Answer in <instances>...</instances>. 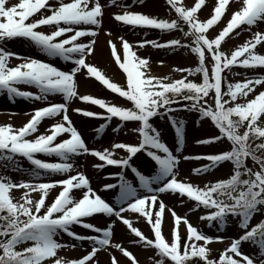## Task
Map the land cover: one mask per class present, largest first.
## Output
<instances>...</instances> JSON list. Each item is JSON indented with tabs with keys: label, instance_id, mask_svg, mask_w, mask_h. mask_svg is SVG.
<instances>
[{
	"label": "snow or ice",
	"instance_id": "6c2138e0",
	"mask_svg": "<svg viewBox=\"0 0 264 264\" xmlns=\"http://www.w3.org/2000/svg\"><path fill=\"white\" fill-rule=\"evenodd\" d=\"M180 2L181 0H166L167 5L175 10L179 20L188 26L184 36H191L194 46L182 44L178 39L165 43L145 39L139 42V47H190L191 52L198 57V66L194 69L178 70L187 71L189 75L201 73L202 82L187 81L186 78L165 82L167 78L146 76L141 69L147 66V60L139 58L133 51V46L121 36L119 40L123 49L122 57L118 45L112 39L107 43L115 63L126 74L127 89H124L112 82L98 67L86 61V57L94 54L93 46L96 40L89 39L87 43L80 41L82 37L97 35L96 31L90 28L77 26L100 27L104 14V6L100 0H59L58 7L50 4L49 0H20L12 6H7V0H0V45L24 38L46 56L59 57L74 65L70 70H61L51 63L32 57H21L0 46V92L7 93L10 99L22 97L40 101L46 100L51 94H60L64 100V103L34 109L31 119L22 127L15 128L12 124L0 125V161L4 162L3 166H15L14 170L21 171L17 157L26 158L32 165L29 172L32 179L28 181L13 182L10 177L0 175V264H46L48 261H51V264H91L98 251L108 246L119 250L131 264H138L131 251L119 243H111L115 221L103 229L84 222L83 218L96 214L114 216L121 221L130 233L138 238L133 239L131 243L155 248L157 255L161 257L156 264H164V258H169L172 264H198L199 261L204 264H257L256 260L241 251L244 242L257 246L260 249V257H264V221L249 228L253 214L264 206V126L260 123L264 120V91H260L245 103L238 102L240 97L255 93L256 86L264 87V76L246 77L242 82L230 83L226 75H223L225 70L231 72L234 66L245 69L264 68V54L256 52L258 45L264 46V32H255L250 40L238 46L230 55L221 50L226 38L233 34L239 35L236 30L242 25H247L250 29L258 22L264 21V0H242L240 9L232 13L226 26L214 38H210L207 32L221 21L231 0H216L212 14L206 21H201L197 16L206 5V0H195L191 7L178 6ZM114 5L125 9L131 7L118 5L117 0H111L109 6ZM45 12L50 14L45 15ZM37 13L40 14L39 18H35ZM113 19L133 28L156 29L162 32L183 30L175 19L169 21L142 12L124 10L115 14ZM41 26H54L55 30L46 34L38 30ZM70 33L71 35H68ZM108 35L111 36V33ZM13 57L23 62L9 66V60ZM208 57L210 68L206 65ZM82 70H86L88 77L94 78L112 93L130 101L132 107L116 106L92 95H80L76 77ZM19 84L34 85L40 94L21 91L16 87ZM210 93H214V107L205 99ZM73 98L106 110L104 115L80 108L73 109L84 117L101 118L105 121L96 129L98 135L108 127L113 118L121 122L112 129L113 132H118L124 122H139V127L132 129L139 133L138 144L120 142L112 145V149L125 150L128 154L126 158H113V152L108 148L89 149L68 115V103ZM182 101L187 102L182 108L172 107ZM182 110L196 111L201 119L210 118L219 130L220 135L199 139L197 144H214L225 138L231 144V149L227 151L206 156H184L183 159L209 161L203 167L193 168V174L206 173L223 162H231L233 171L228 179L206 184L204 188L177 179L180 156L174 154L162 140L161 132L150 121L157 116L161 119L168 117L177 138L178 146L175 151L180 153L184 145L185 121L177 119L172 113ZM61 114L63 122L51 125L46 130L48 134H38L29 139L38 132L42 120ZM242 127L245 130L241 133L239 129ZM62 134H68L69 138L56 142L57 137ZM256 140L260 142L255 143ZM139 153L145 154L154 162V175L142 173L131 163ZM37 154L57 157L59 162H47L37 158ZM83 154L98 158L101 163L94 164V168H121V172L105 177H117L119 182L108 183L101 188V191L105 192L119 189L116 198L118 207L98 194L91 187L89 178L82 172H76L75 175H69L62 180L33 182L54 174L71 173L74 170L73 157ZM249 157L259 165L258 171H253L247 166L246 160ZM125 169L131 170L139 182V187L144 189L146 194L138 192L137 187L126 178ZM57 186L62 190L50 204H46L50 190ZM14 189L25 190L20 201L14 200ZM74 189L82 190L81 198L73 197ZM31 193H39V198L33 199ZM164 193L178 194L182 198L186 196L196 202V208L203 206L215 209L200 219L207 220L210 224L217 222L221 228L226 225L229 215L240 217L239 227L245 230L244 234L231 240L230 246L220 254L218 261L209 259L208 245L214 240H223L224 237L206 235L193 226L187 217H182L174 209L168 208L160 199V195ZM214 195H226L231 203L214 198ZM166 211L171 214L174 222L171 241L162 233ZM125 212L143 217L151 226L154 238H149L135 227L131 219L122 215ZM73 225H79L99 235H79L72 230ZM181 225L186 227V240H182ZM61 232L75 241L91 242V251L80 259L52 260L51 258L57 257L58 249L67 247L55 238ZM111 264H119L117 257H111ZM258 264H264V259H259Z\"/></svg>",
	"mask_w": 264,
	"mask_h": 264
},
{
	"label": "rangeland",
	"instance_id": "374dc122",
	"mask_svg": "<svg viewBox=\"0 0 264 264\" xmlns=\"http://www.w3.org/2000/svg\"><path fill=\"white\" fill-rule=\"evenodd\" d=\"M12 0H7V6H11ZM58 0H52L51 2H55ZM144 0H117V4H123L125 6L131 5L127 9L121 8L119 6H109L111 4V0H100V3L104 6V9H113L110 12L109 22L111 24L119 25L118 28V37L117 39H113V41L118 45V51L123 56V49L119 40V37H124L132 46L133 51H135L136 55L139 58L147 60V66L141 69L142 72L145 73L146 76H155L159 78H167L165 82H174L175 80L191 79L192 81L199 80V83L202 82V74H192L189 75L187 71H179L178 69H194L198 66L199 61L198 57L191 52L190 47L186 48H153L151 45H145L143 48L139 47V42L147 39V40H156L158 43H165L171 39H178L182 44L194 46L192 44L193 38L191 36L185 37L184 32L188 31V26L183 23V21L179 20L175 10L172 9L169 5H167L166 0H156V7L154 11L159 10L157 13H151L147 11H141L144 14H148L160 19H167L169 21L175 19L181 25L182 31L180 29H175L171 32H162L156 29H141V28H133L132 26L123 25L121 22H117L113 19L115 14H120L124 10L133 11L134 5H141ZM153 1V0H146ZM242 0H231V3L226 11L225 15L222 17L221 21L214 25L213 28L209 29L207 35L210 38H214L219 31H221L231 18L233 12L239 10L236 4ZM64 2H69V0H64ZM195 0H181L178 3V6H188L191 7L194 5ZM147 3V2H146ZM216 3V0H206V5L202 7V9L197 13L198 18L201 21H206L212 14L213 7ZM59 6V3H57ZM57 6V7H58ZM50 14V12H45V15ZM39 13L36 14L35 18H39ZM33 18H30V20ZM104 19H101V25L104 24ZM263 22V21H262ZM78 28L84 29H92L96 31L97 35L95 37H82L80 38L81 42L87 43L89 39H95L96 42L98 37L103 36V33H109V31L102 26L96 28L93 25H80ZM38 30L47 33L55 30L54 26H41ZM264 32V22L263 24L258 22L256 25L252 26L249 29V26L242 25L236 32H239V35L233 34L230 38H226V41L222 43V51L226 54L230 55L232 51H234L238 46L242 45L246 41L250 40L255 32ZM147 33V35H145ZM124 34H130L131 36H126ZM68 35H71L68 34ZM0 46L5 47L6 50L19 54L21 57H32L36 58L33 55H39L42 58L37 57L36 59H40L42 61L46 60L49 63H52V59H56L59 63L55 64L56 67L62 68V70H70V68L74 65L64 64L62 67L61 60L58 57H48L46 54L42 53L32 42L24 39L17 38L11 41H8L6 44H2ZM95 46V45H94ZM93 46V47H94ZM256 52L258 54H264V46H257ZM35 55V56H36ZM46 57V58H45ZM45 58V59H44ZM86 61L98 67L112 82L118 84L124 89H127V77L126 74L119 68V66L115 63L114 58L111 55V49L109 45L106 43L105 46V55L101 60H94L93 55L86 57ZM161 61L163 63H161ZM23 62L22 60L16 59L15 57L9 60V66H16L17 64ZM206 65L210 68V57L206 59ZM233 73H237L234 75ZM227 81L230 83L242 82L246 77L253 78L258 76H264V68H253V69H245L242 67L234 66L229 72L225 70ZM77 90L80 95H92L95 98L104 99L107 103L115 104L116 106L121 107H132V103L127 101L125 98L120 97L116 93H112L109 89H107L100 82L96 81L94 78L88 77L86 70H82L81 73L77 74ZM21 91L31 92L34 95H39V90L34 85H25L19 84L16 85ZM224 90H227L226 84L224 85ZM260 91H264V87L256 86L255 93H250L248 97H240L238 102L245 103L248 99L254 98V95H258ZM209 103L214 107V93H210V97L208 98ZM64 103L63 96L60 94H51L47 97L46 100H32L25 99L22 97H15L14 99H10L8 94L5 92H0V125L12 124L15 128L22 127L33 114L34 109H39L43 107H47L50 104L54 103ZM80 108L87 111H93L96 113H101L106 115V110L99 108V106L92 105L89 102H82L78 98H73L72 101L68 103V115L70 120L73 123V126L77 128L80 132L82 138L84 139L86 145L89 149L95 150H103L104 148H108L113 152V158L121 159L127 157V152L122 149H112V145L114 143H128V144H138L140 137L138 132L132 131L134 128L139 127V122H124L123 126L120 128L118 132H113V128L117 127L121 122L117 118H113L112 121L108 124V127L104 129L101 134H97L96 129L100 124L105 123V121L101 118L95 117H84L81 113H77L73 111V109ZM27 113V114H26ZM177 119H183L185 121V129H184V145L180 153H176L175 149L178 146L177 138L172 127L171 123L168 120V117L165 116L161 119L159 116L153 117L151 119V123L161 132L162 140L170 147V149L174 152V154H178L180 156V164L178 166V175L177 179L192 183L194 186L204 188L206 184H212L220 180L227 179L233 171V165L231 162H223L221 165L212 169L209 172L201 173V174H193V168L203 167L208 164L209 161L206 159H188L184 160V156L195 157V156H206L209 154H217L221 151H227L231 149L230 142L225 138L220 142L214 144H197L196 141L199 139H206L211 136L220 135L219 130L215 127L210 118H200V114L196 111H187L182 110L175 113ZM61 114L55 118H46L41 121L38 126V132L33 134L32 139L35 135L38 134H48L47 129L51 127V125L63 122ZM95 120V122H88L87 120ZM199 121V124H197ZM262 126H264V120L260 122ZM245 129L241 128L239 131L242 133ZM89 136V140L85 135ZM69 138L68 134H62L57 137L56 142H60L63 139ZM37 158L45 160L47 162H59L57 157H48L43 154H37ZM18 163L21 171L14 170L15 166H9L5 168L3 166L4 162L0 161V175H5L11 178L13 182H19L21 180L28 181L32 179L29 176V172L32 168L30 162L23 157H17ZM72 162L74 163V170L71 173L67 174H54L51 176L44 177L41 181H33V182H51L56 180H62L68 178L69 175H75L76 172L84 173L90 180L91 187L97 191L104 199L111 202L113 205H116V198L119 195V189H114L111 191H101L103 185L108 183H118L119 180L117 177L105 178L109 177V174L119 173L121 172L120 167H112L106 166L104 169L94 168V164L101 163L98 158L90 155L83 154L81 156L73 157ZM142 173L148 175H154L156 173V166L154 162H151L149 158L146 157L145 154L139 153L136 158H133L131 161ZM246 164L249 168H252L253 171H258L259 167L256 165L251 158L249 157L246 160ZM112 167V168H111ZM126 178L133 183V186L137 187L138 192L142 194H146L144 189L139 187V182L135 178L134 174L130 169H125ZM247 178V177H245ZM62 190L60 186L50 190L48 197L46 198V204H50L58 195L59 191ZM23 189H14L13 197L14 200L20 201L23 192ZM39 193H31L33 199L39 198ZM73 197L78 199L82 197V190H73ZM214 198L223 199L227 203H231L228 200V197L225 196H216ZM160 199H162L168 208L174 209L175 212L182 216L187 217L189 222L197 227L200 231L204 232L206 235L217 237H224L223 240H214L212 243L208 245L210 249L209 259H213L215 257H220V254L224 252V250L230 246L231 240L234 238H238L240 235L244 234V229L239 227L240 217L229 215L226 220V225L221 228L220 224L217 222H210L207 220H201L200 217L207 215L211 211H215V209H207L203 206L196 208V202L190 200L189 198L180 197L178 194L164 193L160 195ZM118 207V205H116ZM43 212V209H42ZM124 215L126 218L131 219L135 227L139 228L146 236L149 238H154L153 232L151 230V226L147 223V221L140 217L139 214H134L131 212H125ZM84 222L92 223L100 228H107V226L113 221V236L111 243H119L123 247L127 248L131 251L137 258L138 264H156L158 260L161 259L160 256L157 255V250L152 247L145 248L142 244H133L131 241L133 239H138L130 233L127 227L116 217H108L103 214H96L93 217L83 218ZM264 221V206L260 207V210L253 214L249 228L258 224L259 222ZM174 227V222L171 214L166 211L164 220L162 222V233L165 238L169 241L172 239V230ZM72 230L79 235L89 236V235H99L97 233L92 232L91 230L84 229L79 225H73ZM180 232L182 235V240L187 239L186 227L181 225ZM58 242L67 245V247H63L57 250V257L51 258L52 260L56 258H62L63 261L80 259L84 255L88 254L91 251L92 244L91 242L85 241H75L71 237H68L64 233H60L57 237H55ZM202 243V242H201ZM72 245H75L73 247ZM27 246V245H25ZM241 251L245 255H249L254 260L257 261L259 259H264V257H260V249L253 245L250 242H244L241 245ZM117 257L119 264H131V262L119 252V250L111 248L110 246L101 248L97 256L94 258V261L91 264H111V257ZM170 261L169 258H164V262ZM46 264H51V261L46 262Z\"/></svg>",
	"mask_w": 264,
	"mask_h": 264
},
{
	"label": "bare ground",
	"instance_id": "6f19581e",
	"mask_svg": "<svg viewBox=\"0 0 264 264\" xmlns=\"http://www.w3.org/2000/svg\"><path fill=\"white\" fill-rule=\"evenodd\" d=\"M11 2H12V4H11V6H12V5L18 4L20 2V0H12ZM49 3L57 7L58 6L57 3H59V0L55 1V2L49 1ZM156 3H157L156 0H153V1H150V2L144 0L141 5H139V2H138V4L134 5L132 10H133V12L147 11V12H151V13H157V12H159V10L154 11V8L156 7ZM241 4H242V1H240L238 5L236 4V6H238L237 8H240ZM112 11H113V9H104L103 10L104 14L101 17V19L102 18L104 19L103 20L104 24L100 25V26H102L103 28L107 29L111 33V36H109L108 33H103L104 34L103 36H101V37L99 36L98 37V40H97V42H96V44L94 46V54H93L94 60H101L102 58H104L105 46H106L107 41L109 39H112V40L114 39L115 40V39H117L116 37H118L119 25H117V24L113 25L108 20L110 14H111L110 12H112ZM263 22L261 21L260 23L263 24ZM124 35L131 36L130 34H124ZM35 55H33V56H35ZM36 56H38V55H36ZM87 121L90 122V123L95 122V120H90V121L87 120ZM85 136L87 137V140H89V136L87 134Z\"/></svg>",
	"mask_w": 264,
	"mask_h": 264
},
{
	"label": "trees",
	"instance_id": "16d2710c",
	"mask_svg": "<svg viewBox=\"0 0 264 264\" xmlns=\"http://www.w3.org/2000/svg\"><path fill=\"white\" fill-rule=\"evenodd\" d=\"M193 82V81H192ZM205 99H207L208 100V97L207 98H205ZM184 103H187V102H184V101H182L180 104H175V105H173L172 107H174V108H182V105L184 104ZM234 119H235V117H233ZM243 128V127H242ZM260 142V140H256L255 141V143H259ZM253 147H254V145H253ZM258 155H259V153H257ZM259 166V165H258ZM245 178V177H244ZM212 260H214V261H218L219 260V257H215V258H213ZM164 264H172V262H164ZM194 264H196V262H194ZM198 264H204V262L203 261H199L198 262Z\"/></svg>",
	"mask_w": 264,
	"mask_h": 264
}]
</instances>
